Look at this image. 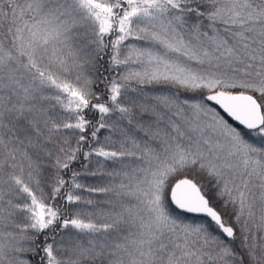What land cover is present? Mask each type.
<instances>
[{"label": "snow or ice", "instance_id": "obj_1", "mask_svg": "<svg viewBox=\"0 0 264 264\" xmlns=\"http://www.w3.org/2000/svg\"><path fill=\"white\" fill-rule=\"evenodd\" d=\"M0 264H264V0H0Z\"/></svg>", "mask_w": 264, "mask_h": 264}]
</instances>
